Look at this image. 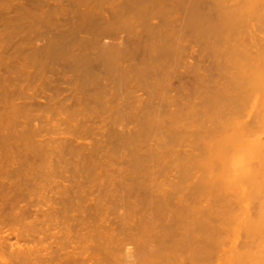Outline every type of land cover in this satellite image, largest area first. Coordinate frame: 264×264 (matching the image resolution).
<instances>
[{"label": "rangeland", "instance_id": "374dc122", "mask_svg": "<svg viewBox=\"0 0 264 264\" xmlns=\"http://www.w3.org/2000/svg\"><path fill=\"white\" fill-rule=\"evenodd\" d=\"M129 1L130 0H0V194L8 193V195L9 194L12 195L15 192V190H17L19 191V193H22L23 195H25V199H22V200H26V195L29 194L27 196L29 203H30L29 199H32V204H34V202L37 201L38 198H42L45 196L48 197L49 200L50 198L54 197L52 201L53 203H55L53 204L52 201L48 202L47 199H45V202H44L41 199L39 201V204H41V202H44L46 204V200H47V203H50V202L52 203V205H50L51 204L50 203L48 204V206L47 204L46 206H44L45 204L43 203L44 204V205L42 204L43 206L40 205L41 207H43L41 209L38 202L37 204L35 202L36 206L38 205L40 208V209L38 208L37 211L41 210L37 212L36 214L33 212V211H36L35 209L36 206H33L32 204H27L26 203L27 200L25 202H21L22 204L26 203V206L27 205L31 206L30 207L31 214L30 213L26 214V216L29 215V217L27 216V218L25 219L23 218L25 217V215L21 214V218H23V220L20 223L18 222L19 227L17 226L15 232L13 233L10 231L12 227L9 229V226H8L9 224L7 223V220H9V223L12 224L11 226H15L14 223H16L17 221L14 222V219L12 220V217L15 214H12V215L10 214L11 212H10L9 207H7L8 205L3 207V208L7 207L5 208V210L2 208L4 212L3 210L0 209V214L2 215V217L3 216L6 217L5 219L7 220L5 222L8 224L7 225L8 230L6 231H10L13 234V235L11 234V236L14 241L16 239V242L18 241L19 245H22L26 248L27 247L30 248L31 246L34 247L36 249L35 250L33 248L35 253L38 251V252H41L40 253L41 255L42 253L44 255V253H46L47 251H48V254L49 253L52 254L54 252L55 255L54 254L53 255L58 257V261L55 257L56 260L54 261L52 260L53 264L54 263L61 264L60 262L63 263L65 262L67 258L70 257L71 259L72 256H74V258L72 257L73 259L77 257L78 260H79V257L81 259L83 256V258L87 259V261L89 257H91L92 261L89 260V262L91 261V264L94 260L96 259L98 260L99 258L100 260L102 258L101 264H125V261L122 262V260L120 259H116V261H111V262L108 261L107 256L103 254L104 252L102 251L101 253L100 249L98 248H99V245H103L104 242L107 240V238L104 237V234L105 235L107 234L108 236L109 233H115V234H118V237L120 239L124 240L126 225L129 223L138 222V219H139L138 214L132 215V218L129 219L127 218L128 214L126 212L121 213L119 211L120 209H118V207L121 206L120 208H123L122 206H124L122 203V200L125 204V210L127 209L126 205L128 203H125L124 199L121 198L120 199L121 201H119L121 202L122 205L118 203L117 200L119 196L122 197V195H120L119 193L126 191L124 190V188L127 189L128 187L131 186L130 183H131L132 175H135L137 179L138 177L139 178L146 177V179L150 177L149 181L151 185V188L149 189V191L148 189H146V186L143 187L141 185L139 187V185L144 181L140 179L137 180L135 177L132 176V178H135V180L139 182V185H136L138 186L137 189L136 188L134 189L137 192L139 191V193H136L134 195L135 200H136L137 195H138L137 200L139 201V197L141 199V201L139 202L145 203L147 200H149V198L147 199L146 197L147 194L145 195V192L148 193L147 196H151L152 198H158V200L161 194L165 195L168 199H170L169 201L167 200L168 201L167 205L169 208H165L167 207L165 206L164 207L165 209H161L162 211L149 209L153 213L151 214L148 213L150 214L148 221H147L148 224L144 228L147 229L150 226H152V224H154V227H155L154 231H156V233L159 234V237L161 233L162 234L164 233V236H165L169 232V229H170L169 224L171 223V221L169 223V220H171L170 218L173 219L176 212L181 210L179 206H182L181 205L182 201L184 200L187 201V199L193 196L191 198L192 201L189 202L188 200L186 203L190 204L191 202H193V206L196 205V199H193L194 194L196 193H198V198L196 197L198 199L197 200L198 208L196 209V206H195V209L198 210L197 212L201 211L203 213L204 209L210 205L209 208H206L207 211L209 210V212H211V209H214L213 211L215 212V210L218 209L219 211L218 213L219 214L222 213L221 214L222 219L225 213L226 215L227 214L230 215L232 212L238 213L242 215V217L243 216L245 217L244 214L246 213L244 212L247 211V214H248L249 209L245 204V202L247 201L246 200L247 198L246 199L244 198L247 195L250 196V194L252 197L254 196L253 193L249 192V190L252 191L256 189V187L254 186L253 187L255 189H252L253 187L250 188L251 187L250 185L252 184L256 185V184L255 183L250 184L252 181L250 182L249 179H251V177L250 175L248 176L249 173L247 171L249 169H250L249 171H251L252 164L249 163V157L248 158L246 157L247 160L245 159V161L238 160L237 162L236 161L237 156L240 157V159L242 160L241 158L242 155H239L237 153L238 155L234 156L236 155V152L238 151L240 152L241 150H244V149L246 150L247 146L245 145V142L250 140V143H253V145L257 147L259 146V142L261 141L260 135H261L262 128L260 129L258 126H260L259 124H261L262 122V112L264 113V110H263L264 108L262 107L264 106V104L262 103V101L264 102V98L260 99L261 103L259 102V99L257 98L258 97L260 98V96L261 97L264 96L263 94L264 86H262L263 96L262 95L259 96V93L257 90H256L257 92L255 91L256 94H254L253 89L255 87H253V83L255 84L257 79L254 81L252 78H254L255 76L259 78L262 75L260 77L262 79L264 77L263 76L264 69L260 67L257 68L256 64H252L253 65L252 68L254 67V70L259 69L258 72L256 71L258 75L257 74L255 76L253 75V77L249 76L251 75L249 74L251 72L249 70L251 68V67L249 68V65L251 63L256 62L254 61V59L250 61L252 59V57H250V55L252 56V54L250 53L254 51L256 48L254 45L251 44L252 43L251 41L252 37L250 38L251 35L249 33L247 34V32L244 33L243 35L244 37L246 35H249V37L246 36L243 42H242L243 38H241L242 40L240 39L237 40L238 37L233 38L234 40L236 39V41H238L239 43L241 41V43L240 44L238 43V45H236L237 44L236 41H234L231 38L229 40L234 41L235 42L234 45H231V42L229 40H226L227 42L230 43V44L228 43L229 45L231 46L236 45L237 50L238 49L240 50L239 53L243 52V50H241L240 47H237V46H240L242 44L241 46L244 47L243 44L245 42L248 44L245 46H249V44L251 45V47L249 46L251 49H249L248 47L246 48V51L248 52V50H250V52L249 53L245 52L246 54H248L246 56H248L250 60L245 58V55H243V60L241 61L239 60L238 57L234 58V56L236 55L232 54L233 49L231 48V46L229 47L228 44H227V47L230 49V51L232 49L231 51L232 56L231 57L230 55L227 56L226 54L227 52L224 54V51H227V50L225 49L222 50L223 48H226V47H224L225 44L223 45L221 43L223 42L225 43L226 38H223L224 40L221 38L222 41L220 39L215 38L216 41H218V42H215L213 41L214 39L213 36H211L212 38H210V36L207 37V34L204 32L202 33L196 32L197 34H195L194 31H192L193 32V35H192L191 33H189V31L187 32L188 29H186L184 30L186 31V33L182 34L185 36V38H182L181 41L182 40L183 41L180 42V43H183L182 45L184 47L183 54H181L182 52L180 53L183 56L178 57L182 60L179 61L177 59V61H179L180 64L176 63L177 65L173 68L171 67L169 68L167 66L168 67V69L166 68L167 70L163 68L164 72L161 71L163 69L160 70L162 65H160V68L158 65H155V67L152 66L150 68L151 74L153 73L152 68H154V70L158 69L160 71L157 74H156L157 71L154 72L155 74L153 75H150V73L148 72L147 74H149L150 76L146 74L148 76L146 77V75H142V73H144L145 71L142 72L141 69L143 67V69L145 70L148 67H150L149 64L147 63H150V60L154 59L152 58V56L153 54H156V53H153V50L149 47V43L151 44V41H152V40L151 41L147 40V39H151L149 36L146 38L145 36L147 35L143 34V37L141 38V37H138L136 34H133V31H132L134 38L137 37L138 40L140 39V41H142V39H144L145 37L146 39L145 41L149 43L147 45V42H145L146 44L145 45L144 43L142 44L141 42L140 44H142V46H144L145 49L141 46V48L140 47L139 49L137 48L138 49L137 53L135 49L136 47H134L136 45L133 44L134 53H136V55H139L142 52L143 53L139 56H136L135 54L132 53L133 58L130 57L131 60L130 58L125 59L128 63L125 60L124 62L121 61V63L123 62L122 65L126 66V65H129L130 63L135 64L134 62L136 61H138L139 63V60H140L139 58H142L141 60L143 61L148 60V62L141 61L144 63L143 65L139 63L141 66V69L139 68L136 70L135 67H132L130 69L135 68V70L134 71L131 70V72L128 73L130 70L129 69L127 72V75L130 76V78L128 77V79L130 80L135 79V81L139 82V83L137 82L135 83L133 80H131L133 83H135L134 86H136L137 84L138 89H139V90H136L135 92V89L130 87L133 90L131 89L129 90L132 93L135 92V94L133 93L134 95H138V96H135V98H131L133 94L128 90L129 85L126 83V82L129 83L130 80L119 82V80L122 79V78L119 79L120 76L122 77L121 75L122 70H120L121 68L118 69L113 66L111 67L107 66L105 64L108 55L104 53V47L105 45L108 44L106 41L109 42V39L111 37H109L108 35V38H109L108 39L105 37V35H103V32L101 31L103 27L102 21H104L106 18L109 19L111 22H116L117 18L118 19H128V18L131 19L132 18L137 24L138 31L142 30L141 28L144 27L145 24L151 25V27L155 30L154 32L155 38L157 40L164 41L165 36H169V33L173 31L174 28L181 27L179 20L183 21L185 13L187 14L189 11L185 12L183 10L185 9V7H183L182 9L178 5L177 6L175 5L176 8L173 5L174 6L173 8L171 5L172 3H169L170 4L169 5L166 0H159V1L162 2L163 4H164V1H166L165 3H167L168 5L160 4V2L157 0L159 4L157 3L158 5L155 4L157 6H152L151 1L153 0L151 1L149 0L148 4L150 2V5L153 7V9L151 8L152 11L150 12L149 16L146 19H143L135 11L134 2L132 1L131 3H129ZM171 1H176V0H171ZM179 1L181 2V0ZM179 1L177 3H179ZM205 1H201L204 3H200L199 1L200 9L203 12L209 11L207 9H209L208 7L212 5L211 3L212 0L210 1L208 0L206 3ZM189 2H195V1L189 0ZM208 2H209V5L207 6ZM185 3L181 2L182 5L184 4L186 6ZM203 5L205 7H203ZM187 6H186V9H188ZM209 12L212 13V10H210ZM87 20L91 21L92 23H88ZM86 24L91 25V28L90 27L88 28L90 30L88 32L87 30H84L86 27ZM131 30H129L130 34L127 33L129 32L128 30L127 32L123 31L122 33L124 34L121 33L119 35V37L122 36L121 39L118 37V41L125 42V44L123 43V45L126 46L128 44L126 46L128 47V49L131 47L132 41H136L132 37ZM80 31L81 33H79ZM260 35H262V33ZM113 38L114 37H112L110 40L116 41ZM258 38L259 37H257L256 40ZM123 39H125V41ZM261 39L262 38L260 37L259 42H258L259 47L260 45H262L260 44ZM154 41H152L153 44H154ZM161 43L162 42H160V44ZM254 43L255 42H253V44ZM160 44H157V45L155 44V45L159 46ZM206 44L208 45L207 47H209L210 50L206 49V47L204 49V45L206 46ZM211 44L214 47H212ZM56 46H59L58 53L55 52L58 50ZM150 46L152 47V45ZM55 47L57 48V50L55 49ZM133 47H131L132 48L131 51H133ZM146 47L148 49H151L152 55H149L151 51L149 52L148 50H146ZM215 47H217L216 48L217 50L220 49L219 51L221 52H214L216 50V49L214 50ZM220 47L221 48L223 47V48L221 49ZM158 48L159 47H157L156 50ZM211 48H213V50ZM161 50H163V47L162 49L157 51V53L158 54L159 52L163 53ZM230 51L228 52V54L230 53ZM258 51L259 50H257V52ZM165 53L166 52L164 51L163 54ZM167 53L166 55H170ZM258 53L260 54V58H261V54L262 55L264 54L263 51L262 52L259 51ZM236 54H237V51H236ZM253 54L255 56L257 53L254 52ZM160 55L158 56L160 57ZM219 55L221 56V58L225 59V64L226 62H228L227 65L229 63L230 65L228 66L225 65L222 59L221 60L219 59L220 61L217 60L218 57L220 58ZM158 56L156 58V56L154 55L156 59L153 60V63L157 64V61L158 62L161 60L163 61V59L166 60L165 57L163 59L161 58L163 55L160 57V59H158L159 58ZM254 56L253 58L256 59V56L255 57ZM79 57L80 58L85 57L86 62H83L82 60H80ZM143 57L145 60L143 59ZM168 57L170 58V56H167V59ZM226 57L231 58V61H229V59L227 61ZM260 58H257L258 59L257 61H259ZM232 59H233V62L235 63L237 62L235 65L233 64ZM167 61H170V60L168 59ZM171 61L169 62L170 64L173 62ZM244 61L245 63H242ZM218 62L220 65L223 63L222 65H224V67L226 66L228 68L227 70L230 71V73L227 72L226 68H224L223 66H220V65L218 66L217 64ZM246 62L248 63V65ZM151 63H152V60H151ZM231 63L233 64V68L231 66ZM260 63H262L261 60H260ZM237 65L240 66V68L237 67ZM241 65H243L244 67L245 65L247 66L245 68H248V72L249 71L250 72L247 73L246 71L245 73L249 77L245 75L244 71H241L242 70L241 67H243ZM257 65L259 66V64ZM137 66L139 65L136 64V67ZM156 66H158V68H156ZM255 66H256V69H255ZM221 67H223L224 70ZM234 69L238 71L241 69L240 70L241 72H237V71L235 72ZM262 69H263L262 74H260L259 72ZM148 70L149 68L146 70V72ZM140 71L142 73H140ZM133 72H135V75H137L136 73L138 72L140 74L138 73V75L134 78L135 75ZM233 72H235L237 76L239 75L242 78L238 76L239 78L238 80L235 74L234 75L236 77L232 75ZM88 73L90 74L95 73L96 79L97 77H100L101 82L103 84L107 82L108 86H111L113 91L115 90L114 91L115 98L113 99V101L112 99L111 101H108V98H109L108 95L106 96V99L104 98L105 100L101 98V96L96 92L97 90H94L95 88L100 86V84L97 82L96 79H94L93 82H90L92 80L90 78L88 79V77H90L91 75H87ZM251 73L253 74L254 72L252 71ZM131 74L132 76L134 75L133 78ZM229 75H230V78L228 77ZM242 75L246 77H243ZM227 77L231 80L236 79V81L240 82V79H243V81L241 82V84L237 83L235 80L233 81V82H236L235 86H237V84H239L238 86H240V87H236L237 88L236 89L233 86L232 82L229 83V81L227 80ZM92 78H95V77H92ZM244 79H246L248 82L250 80V82L249 83L244 82L246 81ZM261 81H259V84H261ZM231 85L235 89H233ZM241 87L243 91L246 90L248 93L245 94L246 93L245 92L244 93L245 96H243L244 94H242V96L240 97L241 98L244 97V99H242L238 103V101L237 102L234 101L236 98L232 97L234 94V92L232 91L233 90L239 91L240 89L238 88H241ZM126 89L132 95L127 94L128 92H126ZM258 89H260L261 91L260 87ZM251 90H253L252 91L253 95L254 96L256 95L255 97H253ZM238 91H235V94H234L235 96L237 95L236 93H238ZM227 92H229L230 94ZM228 94H229V97L230 95H232L230 98H235L234 100L232 99L234 102L226 101L228 99L226 95ZM217 96L218 97L222 96L221 97L222 99L218 98L220 101L219 103L217 102L218 100L217 98L214 99V97H217ZM224 96H226L227 99ZM223 98H225L226 100H224ZM238 99L240 98L238 97ZM256 99L258 100V103H259L257 105H255V103L257 102ZM148 100L150 101L153 108L154 109L156 108L157 112H161V114L162 112H165V113L173 112L174 114L175 113L178 114V116L176 119L174 118L173 120L172 119L169 120V123H172L173 121L174 122L172 123V125H169L168 128L167 126H164L165 124L163 125L165 128H167V130L164 133H162L163 132L162 130H164L162 129L164 128L163 126H161L162 130L161 131L159 130L161 132L159 133L153 130L155 128V125H153L154 128L152 130L155 133L151 134V138L148 141H150V145L151 143H153L154 144L153 147L155 146V148L156 147L158 148V151L156 150V153L158 154L154 156L150 153L151 151L150 152L148 151L149 154H151V155L148 154L150 158L148 160L145 159V163L143 165L141 164L143 161L142 162L140 161L141 165L138 166L139 163H137V160L136 161L133 160L135 158L137 159L138 154L135 157L134 156L135 154H133V150H132V153H130V149L134 144L133 140L132 142H130L128 139L130 140L132 139L133 137L132 135L134 132L133 129H135V132L139 133L140 126L142 128L145 126V125L143 126L142 124L147 122L145 118H146V115L149 113H146V115H144V119L146 122L143 121V123L140 122L139 119H136V117H138L137 115H139V117L141 115L143 116V113L147 112V110L149 109V108L147 109L148 107L147 104H149L147 103ZM239 105H240V108L238 110L235 107L236 106L239 107ZM256 106H258L257 115H255L257 113ZM149 111H151V109ZM151 112L152 114H155V111L154 113L153 111ZM151 112H150V118L152 117ZM170 114L168 115L169 117L173 116L172 114L171 115ZM130 117H132L133 119L135 117V119L137 120V123H140V124L142 123L141 125L138 124L139 128L138 127L135 128L136 127L135 126L136 122L134 121L135 119L134 120L130 119ZM155 117H159V115ZM235 117L237 118L235 119ZM148 118L149 116L147 117V119ZM121 119H122V122H121L122 124L120 123ZM157 120L159 122L160 119L156 118L154 121H157ZM245 120L247 123H243ZM235 121L239 123L238 125H241L239 126V128L235 127L237 125ZM150 122H149V126H152L150 125ZM225 123L229 124L228 126L226 125V127H229V129L225 128V130H229V132L228 131L225 132V136H224L222 126H224L223 124ZM242 125L243 127L244 125H246L245 127L248 128L249 133H250L249 129L253 128L251 130L250 135L249 134L245 135V132H243L244 130L243 129L240 130ZM254 125L256 126L253 127ZM146 126H148V123H146ZM261 126H264V125L261 124ZM130 127L132 128L131 130H133V132L130 133L131 136L128 137L127 135L129 134L128 132L129 131L131 132V130H129ZM147 128L149 129V127ZM235 129H236V132H235ZM121 131H123V134L121 133ZM124 131H126L125 134L127 133L126 134L127 136L124 135ZM141 132H144V130H142ZM144 134L146 133L144 132ZM141 135L145 137L143 133L139 134V136ZM226 136L227 138H224ZM136 137L137 135L133 137L134 140ZM141 138H142V142H144L143 141L144 138L143 137ZM137 140L139 141V139L136 138L135 141ZM227 140H228V144H227ZM138 141H137L136 146L138 145ZM70 142L73 143L72 145H76L77 147L74 149V151L77 150V153H75L71 149L72 152H74L73 155L70 152V149H68L69 147L71 148V146H67V145H71ZM65 145L67 146V148L65 147ZM97 147H101V149L99 148L97 149V150H100V154L97 151L98 155H101L100 158H103L105 154L106 156L104 157L103 162H107V161L108 162L107 164L104 163V165L102 166L101 164L103 163L97 164V167H95L96 165H94V162L96 164V162L99 163L100 161H102V160H99V161L93 162L92 158L96 156L94 155V153L96 152H93L95 151L93 149H96ZM62 148L64 149L63 151L61 150ZM147 148H149V146H147ZM147 148L145 147V149ZM241 148H244V149H241ZM67 149L69 150L70 153L67 151ZM247 149H248L247 152L249 153L247 152L245 153L243 151H241V153L243 152L244 155L250 156L251 151H249L248 147ZM90 150L91 152H93V155H94L92 156V158L89 157L90 154L88 152H90ZM139 150L137 149L140 155L141 152H139ZM101 152H104V153H101ZM152 152L154 153L153 150ZM107 154L109 155L107 156ZM114 154H117V155H114ZM130 154H133L132 161L137 163L136 166L138 167L134 166V163L131 161L132 157L130 156ZM216 154H220V158L218 155H217L218 157H216ZM144 155L142 154L143 158H147L146 156L144 157ZM114 156H117V157L113 158ZM232 156L236 158L233 157L234 158L233 159L231 158ZM88 157L91 159H89ZM111 157L113 159H109ZM105 158H107V160ZM140 158H142L141 155L139 159ZM243 158H245V156ZM232 159L235 161H231ZM140 160H143V159H140ZM255 160H258V158H256ZM229 162H232L233 164L236 163V165L235 164L233 165L235 167L232 166L231 168V165H230L231 163L229 164ZM228 165H230L229 168H228ZM12 168H16V169L12 170ZM119 168H121L120 171H119ZM241 168L244 170H242ZM231 169H233L235 173L231 172L232 171ZM111 171H114V174H115V177H114L113 176L114 174L112 173L113 181L112 179H110L111 175L109 176ZM186 172H187V175H186ZM99 174H101V176H99ZM235 175H239V176H235ZM246 175L248 178L249 177L250 178L248 179ZM6 176H8L9 178ZM243 176L246 178L243 179ZM26 177L28 178V180ZM122 177L125 180H123L121 183L120 179H122ZM240 177H242L241 181H243L244 183L243 182L240 183L241 182L239 179ZM114 178L116 180H114ZM257 178L258 177H254V180H256ZM233 179L235 180V182H233ZM237 179H239L237 181L239 183L238 186L241 187L240 193H238L240 195V199L238 198L239 200L237 199V201L235 200V202L231 200L232 204L230 202V205H227V207L229 206L228 210L227 211L225 209L223 210V208L226 207L224 205L226 201L224 202L222 200L223 197L221 195H224L228 198L232 197L233 186L235 185V183H237L236 182ZM40 180H42V183H44L43 187L41 188L40 186L36 185L37 184L36 182H34V181H40ZM108 181H112L113 184L112 182L110 183ZM124 181H125L124 183L125 185L123 184ZM126 182L127 183L130 182L128 184L130 186L127 187ZM138 182H136V184ZM120 184L123 185V188ZM8 185H11V186H8ZM119 185L121 186L120 188L117 187ZM133 185L135 186V184ZM133 185H132V190H133ZM108 186H112L113 189L115 190L114 191L115 193L118 192L116 188L121 190V191L119 190L120 191L118 193L119 196L116 193L118 198L115 197L113 192L111 193V195L112 194L114 195L113 199L114 198L117 199L116 201L118 203L117 204L118 206L116 204L115 205L117 207L118 212L114 210L115 205L113 204L114 202L113 199L111 200L113 201L111 205L106 206L107 212L105 211L106 210L105 206H103L102 204L104 203L103 196L105 195H101V194L103 192L105 193L106 191L108 192V193L106 192L108 195L110 194L109 188L111 187L107 189ZM103 188L106 191L101 190L102 192L100 193L99 192L100 189H103ZM217 188L220 191L219 197L220 196L222 197V198L220 197L221 198L220 200L217 199L218 192H219ZM234 188L239 189L237 187H234ZM259 188L256 189V191H258ZM261 188L263 187L261 186ZM128 190H131V187ZM128 190L126 191L127 193L126 192L123 193V194L125 193L127 194L125 195L126 197L124 195L123 196L126 199L127 196L129 195L128 196L129 198L127 200H130L131 199L130 197L133 194L130 195L131 191H128ZM235 191L237 192V190ZM97 192H99L100 195L102 196L101 200L99 196L97 197L96 195ZM132 193H135V192H132ZM39 194L42 197H40ZM67 196H70L69 199L70 198L71 199L70 200L68 198L66 199ZM249 196H248V200H251V197ZM263 197L261 199H263ZM111 198L107 199V203H110ZM98 199L100 201L103 200L102 203L100 202L102 204L101 207H100L101 204H98L99 203ZM258 199H259V196H258ZM65 200H69L68 202L71 201L72 204H70L71 206L70 208L66 206V203H64ZM96 200L98 203L96 202ZM138 201H136V203ZM219 201L221 204H219ZM261 201L264 202V200H261ZM254 202L252 203L249 202L250 205L248 204V206H251L249 207L251 208V212L250 211L249 212L253 216L257 214L256 213L257 210L255 209H258L259 206L261 205L260 201H258V203L257 202L254 203ZM146 203L148 204V202ZM183 203L185 204V202ZM212 204L215 206H213ZM226 204H229V201L228 203L226 202ZM79 205L81 206V208ZM191 205L192 204H190L188 208L191 207L194 210V208ZM111 206L114 207L113 210ZM134 206L137 207V210L141 209V208H138V206L136 205ZM142 206L145 207L144 204L140 205L139 207H142ZM185 206L187 207V205ZM28 207L29 206H27L26 208L24 206L26 210L28 209ZM102 207H104L103 209H105L104 212L100 211ZM24 208L22 207L21 209L23 210ZM109 208L111 211L109 210ZM21 209H17V210H21ZM219 209H222V211ZM50 210L52 211L53 214H55L54 216L52 215V219H48L49 217H51L50 213L49 214L43 213V211L50 212ZM123 210L121 211L123 212ZM194 212L196 211L194 210ZM201 212L199 213V215L201 214V216H203L204 214L202 215ZM204 212H206V210ZM21 213H24V212H21ZM195 214L193 213L192 214L193 216H190V218L192 217V218H195L194 220H197L196 217H198L199 215L196 214L197 215L196 216ZM16 215H19L18 211H16ZM38 215L41 218L40 217L38 218ZM207 215L208 216H205V215L204 216L207 218L209 217V214ZM226 215L225 217H228ZM252 215L250 216L251 218H252ZM247 216L249 217V214ZM203 217L201 219L205 220V218ZM212 217L214 216L212 215ZM242 217L240 216V218ZM151 219H153V221H151ZM198 219L201 220L200 218ZM256 219L254 218V222ZM55 220L58 222L56 223ZM225 220H227L226 221L227 223H225L227 224V226L224 225L222 228L223 230L221 229L220 230L221 232H218V235H217L219 236V234H222L219 237L221 238L219 239L220 241L219 243L221 245L219 244L218 246V250L220 251L218 252L217 250L218 253L221 254L222 252V254L220 255L217 253L218 255L216 256H218V259H216L215 255L212 258H209L207 260H205L204 258L202 260L204 264H216L217 263L216 261H218L217 264H234L233 260L232 262L231 261L229 262V260L233 258L232 255L234 252L232 251L233 249L232 247H234V243H237L238 248L239 247L244 248L243 245H245L244 242L246 240L245 232L241 230L239 236L236 238V235L234 236L235 231L233 230L235 229L233 228L235 222L233 223L231 221V218L225 219ZM243 220L241 221L244 223ZM235 221L237 223V219ZM241 221L238 222L239 228H240V225L242 226V224H240ZM142 223L143 222H141V224ZM172 224L173 223H171V225ZM237 227L238 226H236V228ZM5 229L6 228H4V230ZM150 232L152 233V231ZM165 232L167 233L165 234ZM24 233H26L27 235ZM162 236L163 235H161V237ZM234 238H235V241H234ZM166 239H167V236H166ZM169 239H170V236L168 240ZM170 240L169 242L172 243L173 241H170ZM164 241L167 242L166 240ZM58 242L59 244L57 245L56 243ZM160 242L161 241H159V244ZM165 242H163V237H162L163 247L165 244L168 246L167 244L168 242L167 243ZM222 243L224 244V246H222ZM62 244L64 248L61 246ZM159 244H158V247L160 248L161 244L160 245ZM59 246H61L62 248ZM87 246L89 249L87 248ZM225 246L226 248H224ZM229 246L231 247V249L229 248ZM59 248H61L62 250H59ZM33 249L31 252H34ZM72 250L74 251L72 252ZM88 250L90 252H88ZM169 250H171L170 247H169ZM169 250L167 253L170 255ZM240 250H243V249H240ZM65 251L66 252L69 251L68 256L66 255ZM163 251L164 252L162 254L164 257L162 256L160 252L159 254H161V256L164 259H166V261H164V264H166L168 256H166L165 258L166 252L165 250ZM31 252H30V255L32 256ZM228 252H229L230 257L226 256L228 255L227 254ZM48 254H45V255H48ZM39 255L38 257L41 258L40 257L41 255L40 256ZM31 256L30 258L33 257ZM48 256H51V255H48ZM118 256L119 254L116 256V258H118ZM161 256H159L158 254H153L149 260L152 262V264L157 263L159 261H161V264H162L163 258ZM34 257L30 259V262L31 260L32 262L34 261V259L36 258ZM38 257L37 259L39 260ZM171 257H172V253H171ZM12 258H13V255L10 249L4 246H0V264H7V263L10 264L11 262H13ZM50 258L54 259V257H49V260H51ZM122 259L124 260V258ZM41 260H39V262L35 261L34 264H39V263L41 264ZM81 260H79L78 261L79 263L77 264H81L80 263ZM72 261L73 263L75 262V260H72ZM70 262L68 264H70ZM86 262H84V264ZM202 262L200 260L199 263L202 264ZM42 263H44V261H42ZM47 263L49 264L48 261ZM94 263L95 261L93 262V264ZM27 264H30V263H27ZM144 264H147V263H144ZM168 264H170V260Z\"/></svg>", "mask_w": 264, "mask_h": 264}, {"label": "bare ground", "instance_id": "6f19581e", "mask_svg": "<svg viewBox=\"0 0 264 264\" xmlns=\"http://www.w3.org/2000/svg\"><path fill=\"white\" fill-rule=\"evenodd\" d=\"M134 2V5H135V7H134V9H135V11L137 12V14L140 16V17H142L143 19H146L148 16H149V14H150V12L152 11L151 10V8L153 9V7L152 6H157L159 3L157 2V0H153V1H151L152 3H151V5H150V2H149V4H148V1L149 0H139V1H137V0H130L129 1V3H131V2ZM155 1H156V3H155ZM159 1V0H158ZM167 2H168V4L169 3H172L171 5H172V7L174 8V6L176 5H178L180 8H182L183 9V7H185V9H183L185 12L186 11H189L190 12V14H189V12L187 13V14H189V15H187L186 13H185V16H184V18H183V21H181V20H179V23H180V28H174V30L173 31H171L170 33H169V36H165V39H164V41H161V40H157L156 38H155V30L151 27V25H147V24H145V26L144 27H142L141 29L142 30H137V24H136V22L131 18V19H118L117 18V21L116 22H111L109 19H105L104 21H102V25H103V27H102V32H103V35H105V37L106 38H108V35H109V37H114L113 39H115L116 41H112V40H110L109 38V42L108 41H106V39H105V41L108 43L107 45H105V47H104V53L106 54V55H108V57H107V60H106V65L107 66H113V67H115V68H118V69H120V70H122V77L120 76V78L119 79H123V81H122V79L121 80H119V82H124V81H126V80H130V79H128V77L130 78V76H128L127 75V72H128V70L130 69V68H132V67H135L136 68V70L137 69H141V66H140V64L141 65H143L144 63L143 62H148V60L147 61H143V60H141L142 58H139L140 60H139V63H138V61H136V62H134L135 64H133V63H130L129 65H126V66H124V65H122V63L124 62V60L125 59H129L130 57H132V53L133 54H135L136 55V53H137V50L139 49V47L141 48V46H142V44L144 43L145 44V42H147V41H145L146 39H145V37L147 38L148 36L151 38V39H147V40H149V41H154V44L152 43V41H151V44L149 43V42H147V45H148V43H149V47L153 50V53H156V54H153V56H152V58H154V59H156L157 58V56L158 55H160V53L161 52H159V54L157 53V51H159L160 49H162V47H163V50L167 53V54H170V55H166V53L165 54H163L164 53V51L163 50H161L163 53H161V55H160V57L163 59L164 57L166 58V60L165 59H163V63L161 62V61H157L158 59H160V57L157 59V60H155V61H157V64L156 63H153V60L154 59H151L152 60V63H151V60H150V63H147V64H149V66L150 67H148L149 68V70L146 72V70L148 69H143V67H142V69H141V71L143 72V71H145L144 73H142L141 71H140V73H142V75H146L148 72L150 73V75H153V74H155L154 72H156V74L161 70V69H165V70H167L168 69V67L170 68H173V67H175L177 64L176 63H179V61L180 60H182V59H180V58H178L179 56H183V55H181V54H183V52H184V47H183V43H180V42H182L181 41V39L182 38H185V36L184 35H182L183 33H186V31H184V30H186V29H188L187 30V32L189 31V33H191L192 35H193V32L192 31H194L195 32V34H197L196 32H204V33H206L207 34V37H209L210 36V38H212L211 36H213V41H215V42H218V41H216V39H220L221 40V38L223 39V38H226L225 39V41L226 40H229L230 38L231 39H233V38H237V40L238 39H240V40H242L241 38H243V40H242V42L245 40V37L246 36H248L249 37V35H246L245 37L243 36L244 35V33H246L247 32V34L249 33L251 36H250V38H251V41H252V45H254L256 48H255V50L254 51H252L253 53L255 52V53H257L255 56H256V59L255 58H253V56H254V54L251 52L250 54H252V56L250 55V57H252V59L250 60V58L248 57V56H246V55H248V54H246L245 52H247L246 51V48L248 47L249 49H251L250 47H251V45L249 44V46H245V45H248L246 42L243 44L244 45V47H242L241 45L240 46H237V47H240V49L241 50H243V52H240L239 53V49L237 50V48H236V45H238V41H236V39L234 40V41H236V45L235 46H231V45H234V41H230L231 42V45H229L230 43L229 42H223V43H221V44H225L224 45V47H226V48H221L222 50H227V51H224V54L226 53L227 54V56L228 55H230V57L232 56L231 55V51H232V49H233V53L232 54H235L236 56H234V58L235 57H238L239 58V60H243V55H245V58H247V59H249L250 61H252L253 59H254V61H256V62H258V63H256V62H254V63H251L250 64V62H249V70L252 72H254L253 74L250 72H248V68H245V67H247L246 65H245V67L243 66V65H241V66H243L244 67V69H243V67H241L242 68V70L241 71H244V73L247 71V73H249V74H251V75H249L250 77H253V75L255 76L256 74L258 75V70L256 69V66H257V68H263L264 69V54L262 55L261 54V58H260V54L258 53L259 51H263L264 52V0H212V5H210V7H208L209 9H207V10H212V13L211 12H209V11H207V12H203L201 9H200V6H199V1H200V3H204V2H201V1H205V0H193V1H195V2H189V0L187 1H185V0H181V2L182 3H185V2H187V3H185L186 4V6H187V8L188 9H186V6L183 4H181V2L179 1V0H176V1H171V0H166ZM166 1H164V4H166V5H168L167 3H165ZM170 1V2H169ZM179 1V3H177ZM185 1V2H184ZM191 1V0H190ZM208 1V0H207ZM207 1H205V3L207 2ZM210 1V0H209ZM153 2H154V4H153ZM160 2V1H159ZM173 2H175V3H173ZM158 3V4H157ZM190 3V4H189ZM148 4V5H147ZM155 4H157V5H155ZM160 4H163L162 2H160ZM163 4V5H164ZM214 4V5H213ZM165 5V6H166ZM170 5V4H169ZM174 5V6H173ZM182 5V6H181ZM209 5V2H208V4H207V6ZM176 6H175V8H176ZM148 7H150V8H148ZM203 7H205L204 5H203ZM178 8V7H177ZM201 10V11H200ZM205 10V9H204ZM212 14H214V15H212ZM87 22L88 23H92L91 21H89V20H87ZM88 26V27H87ZM91 28V25L90 24H86V27H85V29L84 30H87V32L88 31H90L88 28ZM131 29H133V30H131ZM83 30V29H82ZM127 30L129 31V30H131V34H132V31H133V34H136L138 37H143V34H146L147 36H145L144 37V39H142V41H140V39L138 40V38L136 39V38H134V35L132 34V37L136 40V41H132V43H131V47H133V44H135L136 46H134V47H136L135 49H136V53H134V47H133V51H131L132 50V48L130 47L129 49H128V47H126L125 45H123V43L125 44V42H120V41H118V37H119V35L123 32V31H126L127 32ZM82 32H84V31H82ZM86 32V31H85ZM262 33V35H260L261 33ZM79 33H81V31L79 32ZM127 33H129L130 34V31L129 32H127ZM89 34H90V32H89ZM122 34H124V33H122ZM126 34V33H125ZM194 34V35H195ZM201 35V34H200ZM84 36H85V34H84ZM124 36V35H123ZM153 36V37H152ZM197 36V35H196ZM202 36V35H201ZM131 37V38H132ZM200 37V36H199ZM203 37V36H202ZM257 37H259L257 40H256V38ZM260 37L262 38L261 39V41H260V44H262V45H260V47H259V39H260ZM120 39L122 38V36H120L119 37ZM129 38V37H128ZM153 38V39H152ZM201 38V37H200ZM216 38V39H215ZM134 39H132V40H134ZM202 39V38H201ZM255 39V40H254ZM124 41H125V39H123ZM127 40V39H126ZM130 40V39H129ZM224 40V39H223ZM239 40V41H240ZM254 40V41H253ZM222 41V40H221ZM257 41V42H256ZM263 41V42H262ZM129 42V41H128ZM127 42V43H128ZM142 42V44H140ZM155 42H157V43H155ZM160 42H162L161 44H160ZM203 42V41H202ZM208 42V41H207ZM206 42V43H207ZM253 42H255L254 44H253ZM139 43V44H138ZM229 43V44H228ZM233 43V44H232ZM240 43H241V41H240ZM239 43V44H240ZM258 45H257V44ZM157 44H160L159 46H156ZM182 45V47H181V45ZM220 44V45H221ZM227 44H228V46L230 47L231 46V51H230V49L227 47ZM146 45V44H145ZM150 45H152V47L150 46ZM212 45V44H211ZM217 45H219V44H217ZM217 45H215V46H217ZM154 46H156V47H154ZM208 45L206 44V46L204 45V49H205V47H206V49H209V47H207ZM57 48L59 47V46H56ZM55 47V49L57 50V48ZM144 49H145V47L144 46H142ZM157 47H159L157 50H156V48ZM212 47H214L213 45H212ZM253 47V46H252ZM263 47V48H262ZM138 48V49H137ZM154 48V49H153ZM217 47H215L214 48V50L216 49ZM219 48V47H218ZM229 49V51H230V53L228 54V49ZM258 48V49H257ZM260 48V49H259ZM151 49H148L147 47H146V50H148L149 52L151 51ZM212 50H213V48H211ZM261 49H263V50H261ZM210 50V49H209ZM220 50V49H219ZM219 50H215L214 52H221V51H219ZM257 50H259L258 52H257ZM236 51H237V54L239 55V56H241V57H239L237 54H236ZM56 53H58L59 52V48H58V50L57 51H55ZM182 52V53H181ZM223 52V51H222ZM235 52V53H234ZM250 52V50H248V52L247 53H249ZM143 53V52H142ZM142 53H140L139 55H141ZM152 53V51L150 52V54L149 55H152L151 54ZM181 53V54H180ZM258 54H259V56H258ZM139 55H136V56H139ZM154 55L156 56V58L154 57ZM165 55V56H164ZM172 55V56H171ZM214 55H216V54H214ZM167 56H170V58H172V59H170L169 57H168V59L173 63H169L170 61H167L168 59H167ZM174 56V57H173ZM220 56V55H219ZM223 56V55H222ZM254 56V57H255ZM148 57V56H147ZM217 57V56H216ZM80 58V57H79ZM133 58V57H132ZM137 58V57H136ZM149 58H151V57H149ZM183 58V57H182ZM225 58V57H224ZM240 58H242V59H240ZM257 58H260L259 59V61H257L258 59ZM263 58V59H262ZM143 59H144V57H143ZM175 59V60H174ZM177 59L179 60V61H177ZM223 60L224 61V64H225V59H223V58H221V56H220V58L218 57L217 58V60ZM226 59H227V61H228V59H229V61H231V58H227L226 57ZM237 59V58H236ZM80 60H82L83 62H86V60H85V57H81L80 58ZM130 60H131V58H130ZM145 60V59H144ZM219 60V61H220ZM245 60V59H244ZM260 60H261V62L262 63H260ZM263 60V61H262ZM121 61H123L122 63H121ZM126 61V60H125ZM134 61V60H133ZM141 61H143V62H141ZM222 61V62H223ZM238 61V60H237ZM240 61V62H241ZM246 61V60H245ZM245 61L244 62H242V63H245ZM248 61V60H247ZM127 62V61H126ZM175 62V63H174ZM221 62V63H222ZM232 62H233V59H232ZM240 62H239V64H240ZM128 63V62H127ZM159 63V64H158ZM227 63L228 62H226V64L225 65H227ZM237 63V62H236ZM235 62H233V64L235 65L236 64ZM247 63V62H246ZM136 64H138L139 66H137L136 67ZM147 64H145V65H147ZM167 64V65H166ZM180 64V63H179ZM218 64V66L220 65L219 64V62L217 63ZM223 64V63H222ZM220 65V66H223L224 67V65ZM233 64L231 63V66H232V68H233ZM238 64V65H239ZM252 64H256V66H255V69L256 70H254V67L252 68ZM257 64H259V66L257 65ZM155 65H158L159 66V68H160V65H162L161 66V68H160V70H158V69H156V70H154V68H152L153 70V73L151 74V71H150V68L152 67V66H154L155 67ZM228 65H230V63L228 64ZM227 65V66H228ZM237 65V67H239L240 68V66H238ZM247 65H248V63H247ZM263 65V66H262ZM121 66V67H120ZM158 66H156V68H158ZM164 66V67H163ZM168 66V67H167ZM123 67V68H122ZM147 67V66H146ZM145 67V68H146ZM223 67H221V68H223ZM135 68H133V69H130L129 70V72L128 73H130L131 72V70L132 71H134L135 70ZM167 68V69H166ZM220 68V69H221ZM224 68H226V71L227 72H229L230 73V71H228L227 69V67L225 66ZM224 68H223V70H224ZM236 68V67H235ZM164 69L163 70H161V71H163L164 72ZM230 69V68H229ZM253 69V70H252ZM263 69L262 70H260V74H262V71H263ZM231 70V69H230ZM233 70V69H232ZM235 70V72L237 71V72H241L240 70L238 71V70H236V69H234ZM139 71V70H138ZM257 71V72H256ZM88 72V71H87ZM136 72V71H135ZM135 72H133L134 73V75H135ZM235 72H233V76L234 77H236L237 76V74H235ZM139 73V72H138ZM138 73H136L137 75H138ZM139 73V74H140ZM243 73V72H242ZM236 76H235V75ZM241 74V73H240ZM87 75H91L90 77H88V79L90 78L92 81H90V82H93V80L94 79H96V75H95V73H93V74H90V73H88ZM130 75V74H129ZM133 75V76H134ZM137 75H135L134 76V78L137 76ZM148 76H150L149 74H147ZM146 75V77H148ZM245 75H246V73H245ZM131 76H132V74H131ZM133 76H132V78H133ZM226 76H227V74H226ZM239 76V75H238ZM238 76L236 77V78H238ZM243 77H246V76H248V75H246V76H244V75H242ZM248 76V77H249ZM262 76V75H261ZM260 76V77H261ZM264 76V75H263ZM92 77H95V78H92ZM140 77V76H139ZM229 78H230V75L228 76ZM227 77V80L229 81V83H233V86L236 88V87H240V86H238L239 84H241V82L243 81V79H240V82L239 81H236V79H234L237 83H239V84H237V86H235L236 85V82H233L234 80L232 79H229ZM239 77H241V76H239ZM257 78L256 76L254 77V78H252L254 81L256 80V82H255V84L253 83V87H255L253 90H251V92L253 91L254 92V94H256V92L258 91V93H259V96L260 95H262L263 96V94H262V92H263V90H262V86H264L263 85V83H264V77L261 79V78ZM233 78V77H232ZM242 78V77H241ZM88 79H87V81H88ZM99 79V80H98ZM248 79V78H247ZM262 81H261V80ZM97 82L100 84V86H98L97 88H95L94 90H97L96 92L101 96V98L103 99V100H105L106 99V96L108 95V101H111V99H112V101H113V99L115 98V93H114V91H113V89H112V87L111 86H108V83L107 82H105L104 84L101 82V78L100 77H97ZM131 80H133V79H131ZM129 81V83L128 82H126L128 85H129V88H128V90L129 89H131L130 87H132V88H134L135 89V92H136V90H139L138 89V86H137V84H136V86H134L135 85V83L137 82V81H135V79L133 80L135 83H133L132 81ZM238 80H239V78H238ZM244 80H246V79H244ZM253 81V82H254ZM259 81H261V84H259ZM133 84H132V83ZM244 82H248L247 80L246 81H244ZM249 82H250V80H249ZM248 82V83H249ZM125 83V84H126ZM137 83H139V82H137ZM235 83V84H234ZM132 86H131V85ZM246 84V83H245ZM259 84V85H258ZM92 86V85H91ZM232 86V85H231ZM232 86V87H233ZM242 86V85H241ZM248 86V85H247ZM246 86V87H247ZM137 87V88H136ZM233 87V89H235ZM250 87V86H249ZM257 87V88H256ZM261 88V91H260V89H258V88ZM244 88V87H243ZM237 89V88H236ZM238 89H240L239 91L238 90H235V91H238V93H236L237 95H238V97L240 98V99H238V97H237V95L235 96L234 94H235V91L233 90L232 92H234V94L233 93H231V94H233V96L232 95H230V97L232 96V97H235V98H230L229 97V92H227V93H229L228 95H226L227 96V98L229 99H227L226 98V96H224L225 98H223L224 100H226V101H230V102H237L238 101V103H239V101H241L242 99H244V97H240V96H242V94H244L245 92V94H247L248 92L246 91V90H244L243 91V89H242V87L241 88H238ZM242 89V90H241ZM246 89V88H245ZM131 90H133V89H131ZM257 90V91H256ZM130 91V90H129ZM256 91V92H255ZM261 92V94H260V92ZM126 92H128L127 91V89H126ZM131 92V91H130ZM130 92H128L127 94H131ZM135 92H133L134 94H135ZM242 92V93H241ZM253 92H252V95H253ZM132 93V94H133ZM240 93V94H239ZM131 94V95H132ZM132 95V97L131 98H135V96H138V95ZM245 94L243 95V96H245ZM256 96V95H255ZM254 95H253V97H255ZM222 97V96H221ZM221 97H214V99L215 98H219V99H222ZM105 98V99H104ZM257 98V97H256ZM261 98H264V96L263 97H261L260 96V98L258 97L257 99H259V102H260V99ZM219 99L217 100V102L219 103L220 101H219ZM234 101H233V100ZM256 99V100H257ZM117 102V101H116ZM216 102V103H217ZM147 103H149V104H147V112H144L143 113V116L141 115L140 117H139V115H137L138 117H136V119H139L140 120V122H142L143 123V121H145V119H146V123H148V126H146V123H141L144 127L142 128L141 126H140V128H139V126H138V124H140V123H137V120L135 119V117H134V119L132 118V117H130V119H133L135 122H136V127L135 128H139L141 131L142 130H144V132L146 133V134H144V132H141L140 130H139V133L138 132H135V129H133L134 130V132H133V130H131L132 128L130 127V129L129 130H131V132L129 131L128 133L129 134H127L128 135V137L129 136H131L130 135V133H132L133 132V137H135L136 135H137V139H139V141H138V145L136 146V144H137V141H135L136 140V138H135V140H134V138L132 137V139L130 140V139H128L130 142H132V140H133V146L131 147V149H130V153H132V150H133V154H135L134 156L136 157L137 156V154H138V156L140 157V155H141V157L142 158H140V159H143V160H140L139 159V157L137 156V159L135 158V159H133V157H132V155L133 154H130V156L132 157L131 158V161H132V159L134 160V161H136L137 160V163H139V165L138 166H140L141 164L143 165L144 163H145V159H149L150 158V156H148V154H149V152L152 154V155H154V156H156L158 153H156V150L158 151V148L156 147L155 148V146L153 147V143H151V145H150V141H148L150 138H151V134H154L155 132H159V133H161L160 131L162 130V129H164V130H162L163 132L162 133H164L166 130H167V128H168V126L169 125H172V123L174 122H172V123H169V120L170 119H176L177 118V116H178V114H174L173 112H169V113H165V112H162V114H161V112H157V110H156V108L154 109L153 108V106L151 105V103H150V101L148 100L147 101ZM238 103H236V104H238ZM261 103V102H260ZM262 103L264 104V102L262 101ZM112 104V103H111ZM115 104V103H114ZM113 104V105H114ZM235 104V105H236ZM257 104H259L258 103V100H257V102L255 103V105H257ZM116 105V104H115ZM151 106H152V108H151ZM259 106V105H258ZM258 106H256V111H257V109H258ZM235 107V106H234ZM263 108H264V106H262ZM117 108V107H116ZM118 108H119V106H118ZM235 108H237L238 110H239V108H240V105H239V107L238 106H236ZM151 109V111H153V113H154V111H155V114H152V112L151 111H149ZM152 109H154V110H152ZM238 110H236V111H238ZM264 110V109H263ZM149 111V112H148ZM150 112H151V116L153 117H151L150 118ZM146 113H149V114H147L146 115ZM172 114L173 116H171V117H169L168 115L169 114ZM256 113V112H255ZM159 115V117H155V116H158ZM170 114V115H171ZM258 114V111H257V113L255 114V115H257ZM144 115H146V118L144 119ZM164 115H165V117H164ZM149 116V118L147 119V117ZM160 116H161V118L163 119V121H162V119L160 118ZM122 117V116H121ZM124 117V116H123ZM127 117V116H126ZM141 117H143V118H141ZM169 117V118H168ZM156 118H158V119H160L159 120V122H158V120L157 121H154ZM164 118H165V120H164ZM237 117H235V119H236ZM141 119H143V120H141ZM152 119V120H151ZM124 120V119H123ZM139 120H138V122H139ZM148 120H150V121H148ZM125 121V120H124ZM161 121V122H160ZM255 121V120H254ZM118 122V121H117ZM122 122V119H121V121H120V123ZM134 122V123H135ZM149 122H150V125H152V126H149ZM156 122H158V123H156ZM164 122V123H163ZM236 123H237V121H235ZM264 113L262 112V122H261V124L262 125H264ZM156 123V124H155ZM232 123V122H231ZM233 123H234V121H233ZM243 123H247L246 122V120L243 122ZM260 123V122H259ZM122 124V123H121ZM129 124V123H128ZM127 124V125H128ZM140 124V125H141ZM160 124V125H159ZM165 124V125H164ZM239 123H237V125L235 126V127H237V128H239V126H241V125H238ZM261 124H259L260 126H261ZM153 125H155V128H154V126ZM167 126V128H165L164 126ZM220 125V124H219ZM218 125V126H219ZM224 126H222L223 127V132H224V136H225V132H229V130H225V128L226 129H229V127H226V125L228 126L229 124L228 123H225V124H223ZM232 125V124H231ZM234 125H235V123H234ZM252 125H253V123H252ZM124 126V125H123ZM126 126V125H125ZM161 126H163L164 128H162L161 129ZM246 125H244V127H243V125H242V127L240 128V130H244L243 132H245V135H250V133H251V130L253 129H249L250 130V133L248 132V128H246L245 127ZM256 125H254L253 127H255ZM258 126L260 129H261V135H260V137H261V141L259 142V146H254L253 145V143H250V140L249 141H247V142H245V145L249 148V151H251V154H250V156H246V155H244V153L243 152H247L248 151V149H247V147H246V150L244 149V148H241V149H244V150H241V151H243L242 153H241V151L239 152H236V155H234V156H237L238 154L239 155H242L241 156V158H242V160L240 159V157H238L237 156V158L236 157H234V156H232L231 158H236V161L238 162V160H240V161H245V159L247 160V158L249 157V163L250 164H252L251 165V168L253 169H251V171H247L249 174H248V176L250 175V177H251V179H249L248 177H247V175H246V177L250 180V184H252V183H255L256 185H250L251 187L250 188H252L253 186L254 187H256V189H258L259 187L261 188V186L263 187V188H261V190H260V188H259V190L258 191H256V189L253 187L252 189H255V190H252V191H250L249 190V192H251V193H253L254 194V196L252 197L251 196V194H250V196L249 195H247L244 199H246L247 201L245 202V204H246V206L248 207V214H249V217L247 216L248 214H247V211H245L244 213H246V214H244L245 215V217L247 218H245L244 216L242 217V215H240V214H238V213H231L230 215L229 214H227L226 215V213L223 215L224 217H223V219H222V217H221V211H222V209H219V210H221L220 211V213L221 214H219L218 212V209H216L215 210V212L213 211L214 209H211V212H209V210L207 211V209L206 208H209V206H207L205 209H204V211L206 210V212H204L203 210V213L201 212V211H199V212H197L198 210H196L197 208H198V193H196L197 194V196H196V194H194V198L193 199H196V209H195V206H193V202H191L190 204H192L191 206L194 208V210L196 211V212H194V210L192 209H190V208H188V206L190 205L189 203L187 204L186 202L189 200V202L190 201H192L191 200V198L193 197H190L189 199H187V201L186 200H184V201H182V206H179L180 207V209L181 210H179L178 212H176V214L174 215V217H173V219L172 218H170L171 220H169V223H170V221H171V223H173L172 225H171V223L169 224L170 225V229H169V232L167 233V232H165V234L167 233V235H165L164 236V233L162 234L161 233V235H163L162 237H163V242H165L164 240H166L167 242H165V243H167L168 244V246L165 244L164 245V243H163V245H164V247L162 246V237H161V235H160V237H159V234H157L156 233V231H154V224H152V226H150L149 228H147V229H145L144 227L148 224L147 223V221H148V218H149V215L151 214V213H153L152 211H150L149 209H153V210H160V211H162L161 209H165V208H169L168 207V205H167V203H168V201L170 200V199H168L165 195H162L161 194V196H160V198H161V200H160V198H159V200H158V198H152L151 196H147L148 195V193H146L145 191V195H146V197H147V199L149 198V200H147L146 202H148V204L145 202H139V201H141V199H140V197H139V201L137 200V198H138V195L136 196V200H135V194L136 193H139V191L137 192V191H135L134 189L136 188L137 189V187L138 186H136V185H139V182L138 181H136L135 180V178H136V176L135 175H132L133 177H135V178H132V176H131V183H133V184H135V186L133 185V184H131L130 182H126L127 183V187L128 186H130L131 187V190H128L130 187H128L127 189L126 188H124V190H128V191H131L130 192V195H132L130 198V200H127L129 197V195L127 196V198L125 199V195H127L126 193V191H123L122 193L120 192L121 190L120 189H118V188H116L117 189V191L118 192H116L117 194L119 193L120 195H122V197H120L119 196V194H118V196H119V198L117 197V194L114 192L115 190L113 189V187L112 186H108L107 187V189L109 188V187H111V188H109V192H110V197H109V195L107 194L108 192L106 191V190H104V188L103 189H100V193L102 192V191H106L104 194L102 193L101 195H105V196H103L104 197V203H105V201H106V205L104 204V203H102V201H100L101 199H102V196L100 195V193L99 192H97V197L99 196V198H100V200L98 199V201H99V203L97 202V200H96V202L98 203V204H103V206H105V209H106V206L108 205V206H110L111 205V203L113 202V204L115 205H117L118 203H120L121 204V202H119V201H121L120 199L122 198V199H124V201H125V203H128L127 205H126V210H125V204H124V202H123V200H122V203H123V205L124 206H122L123 208H120V207H118V209H120L119 211L121 212V213H124V212H126L127 214H128V217L127 218H129V219H131L132 218V215H134V214H138L139 215V219H138V222H139V227H140V230L141 231H143V233H145V242H146V248H145V257L143 258L144 260L143 261H145V263H149V264H152V262L149 260L150 259V257L153 255V254H158L159 256H161V254L164 252L163 250H165V258H166V256H168L167 257V263L166 264H168L169 263V260H170V264H198L199 262H200V260H201V262H202V260L205 258V260H207V259H209V258H212L214 255L216 256V255H218V254H220V253H218L220 250H218V246H219V239H221V238H219L220 237V235H222V234H219V236H217L218 235V232H221L220 230L223 228V226L224 225H226L227 226V224H225V223H227L226 221L227 220H225V219H230L231 218V221L234 223H236V219H237V223L239 222V221H241V220H243V218H244V223L241 221V223L240 224H242V226L240 225V228H239V223H238V225H237V223L235 224L234 223V227L233 228H235V229H233L235 232V234H234V236L236 235V238L239 236V234H240V232H241V230H243L244 232H245V237H246V240H245V242H244V244L245 245H243L244 246V248H238V246H237V243H234V247H232L233 249H232V251L234 252L233 253V255H232V259L231 260H229V262L231 261L232 262V260L234 261V264H264V202L263 201H261V200H264V126ZM147 127H149V129L147 128ZM160 127V128H159ZM124 128V127H123ZM126 128V127H125ZM151 128V129H150ZM154 128V129H153ZM156 128H158V129H156ZM220 128V127H219ZM218 128V129H219ZM247 130H246V129ZM146 129V130H145ZM155 130V132H153V130ZM157 130V131H156ZM160 130V131H159ZM247 131V132H246ZM125 132L126 131H124V135H126L125 134ZM143 133V135H145V137H146V139H145V137L144 136H139V134H141V133ZM148 132V133H147ZM235 132H236V129H235ZM121 133L123 134V131H121ZM135 133V134H134ZM148 134V135H147ZM230 134V133H229ZM228 134V135H229ZM126 135V136H127ZM236 135V134H235ZM127 137V138H128ZM141 137H143L144 138V142H142V138ZM126 138V137H125ZM224 138H227V136L226 137H224ZM146 140V141H145ZM141 141V142H140ZM226 141V140H225ZM140 142V143H139ZM143 143V144H142ZM149 143V144H148ZM70 144L71 145H67V146H71V148L69 147L68 149H70V152L72 153V155H73V153L75 152V153H77V150L76 151H74V149L75 148H77L76 147V145H72L73 143L72 142H70ZM141 144V145H140ZM227 144H228V140H227ZM67 146L65 145V147L67 148ZM75 146V147H74ZM139 146H141V147H139ZM147 146H149V148H147ZM243 146H244V144H243ZM74 147V148H73ZM135 149H134V148ZM145 147L147 148V149H145ZM219 147V146H218ZM255 147V148H254ZM101 149V147H97L96 149H93V150H95V151H93V152H96L97 153V151L99 152V154H100V150H97V149ZM250 148H251V150H250ZM67 149V151L69 152V150ZM74 151V152H72V150ZM137 149L139 150V152H141L143 155H144V157L146 156L147 158H143V156H142V154L140 153V155H139V153H138V151H137ZM142 149H143V151H142ZM154 151V153L152 152V150ZM62 151L64 150L63 148L61 149ZM92 150V149H91ZM91 150H90V152H88L89 154H90V156L89 157H91L92 158V156H94V155H96V156H94L92 159H93V162L94 161H99V160H102V161H100L99 163H97L96 162V164H95V162H94V165H96L95 167H97V164H101V163H103V164H101V166L102 165H104V163L105 164H107V162H103V159H104V157L106 156L105 154H104V157H103V155H102V157L103 158H100L101 157V155H98V153L96 154V153H94V155H93V152H91ZM135 150V151H134ZM254 150V151H253ZM103 151V150H102ZM149 151V152H148ZM65 152V151H64ZM69 152V153H70ZM105 152V151H104ZM104 152H101V153H104ZM134 152H136V153H134ZM91 153H92V155H91ZM107 153V152H106ZM147 153V154H146ZM238 153V154H237ZM247 153H249V152H247ZM68 154V153H67ZM151 154H149V155H151ZM98 155V156H97ZM109 154H107V156H108ZM114 155H117V154H114ZM219 156V158H220V154H216V157H218ZM245 156V158H243L244 156ZM88 156V155H87ZM88 157V158H89ZM98 157V158H97ZM115 157H117V156H114L113 158H115ZM247 157V158H246ZM91 158H89V159H91ZM112 157L111 158H109V159H113ZM230 158V159H231ZM233 158V159H234ZM256 158H258V160H255ZM95 159V160H94ZM98 159V160H97ZM106 160H107V158H105ZM231 160V161H235V160ZM146 160V161H147ZM254 160V161H253ZM134 161H132L133 163H134V166L135 167H138V166H136L137 165V163H135ZM139 161V162H138ZM142 163H141V162ZM111 163V162H110ZM141 163V164H140ZM231 163V164H230ZM113 164V163H112ZM229 164L231 165V168H232V166L235 164L236 165V163H232V162H229ZM132 165V164H131ZM230 165H228V168L230 167ZM133 166V165H132ZM133 166V167H134ZM239 166V165H238ZM100 167V166H99ZM111 167V166H110ZM233 167H235V166H233ZM18 168V167H17ZM13 169H16V168H12V170ZM101 169V168H100ZM117 169V168H116ZM116 169H115V171H116ZM120 169L121 168H119V171H120ZM236 169V168H235ZM242 169V168H241ZM18 170V169H17ZM96 170V169H95ZM232 170V171H231ZM230 171L231 172H233V173H235L234 171H233V169H231ZM242 170H244V169H242ZM106 171V170H105ZM12 172V171H11ZM109 172V171H108ZM133 172V171H132ZM52 173V172H51ZM114 174V171H111V173L109 174V176L111 177L110 179H112L113 178V176L115 177V174ZM38 174V173H37ZM132 174V173H131ZM185 174V173H184ZM239 174V173H238ZM6 175V174H5ZM113 175V176H112ZM186 175H187V172H186ZM240 175V174H239ZM239 175H235V176H239ZM27 176V175H26ZM99 176H101V174H99ZM6 177H8V176H6ZM183 177H184V175H183ZM186 177V176H185ZM246 177H244L243 176V179H245ZM254 177H258L256 180H254ZM9 178V177H8ZM27 178V177H26ZM149 178L150 177H148L147 179H146V177H142V178H139L138 177V179L137 180H142V181H144V182H142L140 185H139V187L142 185L143 187H145L146 186V189H148V191H149V189L151 188V185H150V181H149ZM134 179V180H133ZM145 179V180H144ZM240 179V181L242 180V177H240L239 178ZM239 179H237L236 180V182L239 180ZM27 180H28V178H27ZM35 180V179H34ZM114 180H116L115 178H114ZM121 180V183H122V181L123 180H125V179H123V177H122V179H120ZM146 180H148V181H146ZM151 180V179H150ZM103 181V180H102ZM112 181H113V179H112ZM112 181H108V182H112ZM133 181V182H132ZM138 182L137 184H136V182ZM255 181V182H254ZM263 181V182H262ZM4 182V181H3ZM29 182V181H28ZM34 182H36L37 184V186H40V188L41 187H43V184L44 183H42V180H40V181H34ZM233 182H235V180L233 179ZM243 181H241L240 183H242ZM10 183V182H9ZM20 183V182H19ZM24 183V182H23ZM33 183V182H32ZM31 183V184H32ZM125 183V181L123 182V184ZM130 183V185H128ZM144 183H145V185H144ZM244 183V182H243ZM261 185H259V184ZM25 184V183H24ZM35 184V183H34ZM48 184V183H47ZM112 184H113V182H112ZM237 184V185H236ZM238 182L237 183H235V185L233 186V191H235V190H237V194L235 193V192H233L232 191V197H226V196H224V195H221L220 197L222 198V200L225 202H227L228 203V201H229V204H226V202H225V206L226 207H224L223 208V210L225 209L226 211L228 210V208H229V206L227 207V205H230V202H231V200H233L234 202H235V200L237 201V199L239 198L240 199V195L238 194V193H240V186H238ZM29 185V184H28ZM121 185V184H120ZM117 186V187H121L122 186V188H123V185H121V186ZM125 185V184H124ZM132 185H133V190H132ZM148 185V186H147ZM8 186H11V185H8ZM103 186V185H102ZM33 187H35V186H33ZM45 187V186H44ZM125 187V186H124ZM234 187H237V188H239V189H236V188H234ZM31 188V187H30ZM39 188V187H38ZM19 189V188H18ZM22 189V188H21ZM44 189V188H43ZM70 189V188H69ZM139 189V188H138ZM145 189V188H144ZM20 190V189H19ZM27 190V189H26ZM30 190V189H29ZM102 190V191H101ZM112 190V191H111ZM120 190V191H119ZM217 190H218V188H217ZM45 191V190H44ZM147 191V190H146ZM147 191V192H148ZM219 191V190H218ZM255 191V192H254ZM9 192V191H8ZM113 192V194L115 195V197L116 198H118V200L116 199V198H114L113 199V194L111 195V193ZM124 192H126L125 194H123ZM132 192H135V193H132ZM197 192V191H196ZM41 193V192H40ZM99 193V194H98ZM129 193V192H128ZM259 193V194H258ZM42 194H43V192H42ZM252 194V195H253ZM22 193H19V191H17V190H15V192L11 195V194H9L8 195V193H3V194H0V209L1 210H5V208H7V207H9V209H10V214L12 215V214H15L16 215V211H18L19 212V215H14L13 217H12V220L14 219V222L15 221H17L16 223H14V225L16 226H11L12 224H10L9 223V220H7V219H5L6 217H2V215L0 214V246H4V247H6V248H8V249H10V251H11V253H12V255H13V258H12V261L13 262H11L10 264H27V263H30V264H34V262L35 261H38L39 262V260H41V259H43V260H41V264H48L47 263V261L49 262V264H53L52 263V260L54 261V260H56L57 259V261H58V257H56V256H54L55 254H54V252L51 254V253H49L48 254V251L46 252V253H44V255H43V253H42V255H43V257H42V255L40 254L41 252H36L35 253V251H34V247H30V248H26V247H24V246H22V245H19L18 243V241L16 242V239H15V241L12 239V236H11V234L13 233V232H15V230H16V228H17V226L19 227V224H18V222L20 223L22 220H23V218L25 219V218H27V216L29 217V215H27L26 216V214H28V213H30V205H27V206H29L28 207V209L26 210L25 208H24V206L27 208V206H26V203L27 204H32V199H29L30 200V203H29V201H28V195H26V200H22V199H25V195H23ZM36 195V194H35ZM106 195H108V196H106ZM125 197H124V196ZM151 195V194H150ZM219 195H220V191L218 192V197H219ZM235 197H234V196ZM262 195V196H261ZM39 196H40V194H39ZM91 196V195H90ZM101 196V197H100ZM237 196V197H236ZM248 196L249 197H251V200H248ZM258 196H259V199H258ZM23 197V198H22ZM40 197H42V196H40ZM69 197L70 196H67L66 197V199L68 198L69 199ZM84 197V196H83ZM112 197V198H111ZM145 197V198H146ZM151 197V198H150ZM158 197V196H157ZM197 197V198H196ZM217 197V199H221L220 197L218 198ZM225 197V198H224ZM263 197V199H261ZM31 198V197H30ZM33 198V197H32ZM54 198V197H53ZM53 198H50V200H49V198L48 197H42V198H38V200L37 201H35V200H33V201H35L36 202V204H37V202H38V204H39V201L42 199V201H44L45 202V199H47L48 200V202L49 201H52V199ZM106 198V199H105ZM108 198H111L110 199V203H107V199ZM228 199V201H227V199ZM231 198V199H230ZM35 199V198H34ZM71 199V198H70ZM69 199V200H70ZM113 199V201H111ZM226 199V200H225ZM238 199V200H239ZM256 201H255V200ZM47 200H46V204H47V206H48V204H50V203H47ZM69 200H65V202L64 203H66V206H68L69 208L71 207L70 206V204H72L71 203V201L70 202H68ZM118 201V203H117V201ZM126 200H127V202H126ZM164 200V201H163ZM168 200V201H167ZM255 202H254V201ZM26 201V203L25 204H22L21 202H25ZM130 201V202H129ZM135 201V202H134ZM136 201H138L137 203H136ZM144 201H145V199H144ZM166 201V202H165ZM209 201V200H208ZM252 203V202H254V203H258V201H260L259 203L261 204L260 206H259V208L258 209H255V210H257L256 211V215H252V214H250V212H251V208H249V207H251V206H248V204L250 205V203ZM35 202H34V204H32L33 206H36V204H35ZM44 202H41V204H39V206L41 205V206H43L45 203ZM63 202V201H62ZM62 202H61V204H62ZM101 202V203H100ZM108 202H109V200H108ZM116 202V203H115ZM132 202V203H131ZM183 202H185V204L183 203ZM215 202V201H214ZM213 202V203H214ZM223 202V203H224ZM248 202V203H247ZM44 203V204H43ZM52 203H53V201H52ZM52 203L50 204V205H52ZM58 203V202H57ZM130 203V204H129ZM216 203H218V202H216ZM43 204V205H42ZM46 204L44 205V206H46ZM53 204H55V203H53ZM69 204V205H68ZM78 204V203H77ZM97 204V205H98ZM102 204L100 205V207L102 206ZM112 204V205H113ZM119 204V205H120ZM142 204H144L145 205V207H139L140 205H142ZM146 204H147V206H146ZM207 204V203H206ZM219 204H221L220 203V201H219ZM231 204H232V202H231ZM8 205V206H7ZM22 205V206H21ZM24 205V206H23ZM116 205L113 207V206H111L112 207V210H113V208H114V210H116L117 211V207H116ZM122 205V204H121ZM131 205V206H130ZM134 205H136V206H138V208H141L142 209V211H141V209H138L137 210V207H135ZM148 205H149V207H148ZM185 205H187V207L185 206ZM213 205V204H212ZM234 205V204H233ZM236 205V204H235ZM4 206H7V207H5V208H3ZM39 206L37 205L36 206V211H33L34 213H36L37 214V212H39V211H41V210H38L37 211V209L39 208ZM40 206V207H41ZM80 206V205H79ZM118 206V205H117ZM128 206H130V207H128ZM133 206V207H132ZM165 206H167V207H165ZM213 206H215V205H213ZM212 206V207H213ZM221 206V205H220ZM24 208L23 210L21 209V208ZM57 207V206H56ZM78 207V206H77ZM110 207V208H111ZM148 207V208H147ZM165 207V208H164ZM178 207V208H179ZM217 207V206H216ZM237 207V206H236ZM3 208V209H2ZM43 207H41V209H42ZM80 208H81V206H80ZM104 207H102V209H103ZM110 208H109V210H110ZM146 208V209H145ZM187 210H186V209ZM203 208H204V206H203ZM202 208V209H203ZM219 208V207H218ZM222 208V207H221ZM227 208V209H226ZM230 208H232V207H230ZM17 209H21V210H17ZM32 209V208H31ZM40 209V208H39ZM46 209V208H45ZM44 209V210H45ZM58 209H60V208H58ZM67 209V208H66ZM101 209V208H100ZM100 210V211H103L104 212V210L105 209H103V210ZM124 209V210H123ZM188 209H189V211H190V213H189V211H188ZM247 209V208H246ZM4 210H3V212H4ZM14 211V212H12V211ZM16 210V211H15ZM25 210H26V212H25ZM53 210V209H52ZM57 210V209H56ZM121 210H123V212L121 211ZM234 210V209H233ZM49 211V210H48ZM79 211V210H78ZM88 211V210H87ZM106 212H107V209L105 210ZM111 211V210H110ZM109 211V212H110ZM188 211V212H187ZM192 211V212H191ZM250 211V212H249ZM2 212V213H3ZM21 212H24V213H21ZM66 212V211H65ZM76 212V211H75ZM118 212V211H117ZM202 213V215L204 214L205 216H208L207 214H209V217H205L204 215V217L203 216H201V214L199 215V213ZM236 212V211H235ZM7 213V212H6ZM6 213H4V214H6ZM43 213L44 214H46V213H50L51 214V217H49L48 219H52V215L54 216L55 214H53L52 213V211L50 210V212H47V211H43ZM83 213V212H82ZM96 213V212H95ZM145 213V214H144ZM148 213H150V214H148ZM194 213H196L197 215H199L198 217H196V219L197 220H194L195 218H190V216H193L192 214ZM21 214L23 215H25V217H23V218H21ZM31 214V213H30ZM60 214V213H59ZM98 214V213H97ZM103 214V213H102ZM195 214V215H196ZM239 216H237V215ZM147 215V216H146ZM196 215V216H197ZM212 215L214 216V217H212ZM225 215L226 216H228V217H225ZM232 215V216H231ZM236 215V216H235ZM252 215V218L254 217L256 220H255V222H254V218L252 219L250 216ZM7 216V215H6ZM18 216V217H17ZM37 216V215H36ZM47 216V215H46ZM94 216H96V215H94ZM240 216L242 217V218H240ZM40 216L38 215V218H39ZM71 217V216H70ZM105 217V216H104ZM205 218V220H202L201 218ZM230 217V218H229ZM239 219H238V218ZM5 220H4V219ZM19 218H20V220H19ZM36 218V217H35ZM41 218V217H40ZM54 218V217H53ZM63 218V217H62ZM81 218V217H80ZM198 218H200L201 220H202V222H201V220H199ZM209 218V219H208ZM68 219V218H67ZM75 219V218H74ZM84 219V218H83ZM86 219V218H85ZM207 219V220H206ZM7 220V223L9 224H7L5 221ZM64 220V219H63ZM77 220V219H76ZM80 220V219H79ZM173 220V221H172ZM192 220V221H191ZM30 221V220H29ZM33 221V220H32ZM50 221V220H49ZM56 221V220H55ZM151 221H153V219H151ZM175 221V222H174ZM195 221V222H194ZM200 221V222H199ZM205 221V222H204ZM230 221V220H229ZM13 222V221H12ZM28 222V221H27ZM58 221H56V223H57ZM63 222V221H62ZM66 222V221H65ZM137 222V223H138ZM141 222H143L142 224L144 225V226H142L141 225ZM24 223V222H23ZM54 223V222H53ZM73 223V222H72ZM229 223V222H228ZM40 224V223H39ZM6 225V226H5ZM7 225L9 226V229L11 228V232L10 231H6V230H8L7 228ZM23 225V224H22ZM25 226V225H24ZM33 226H35V225H33ZM32 226V227H33ZM76 226V225H75ZM236 226H238L237 228H236ZM31 227V226H30ZM29 227V228H30ZM4 228H6L5 230H4ZM68 228V227H67ZM12 229H13V231H12ZM227 229V228H226ZM19 230V229H18ZM223 230V229H222ZM147 231V232H146ZM150 231H152V233L150 232ZM10 232V233H9ZM224 233V232H223ZM24 234H26V233H24ZM146 234H148V235H146ZM13 235V234H12ZM27 235V234H26ZM83 235V234H82ZM85 235V234H84ZM166 236H167V239H166ZM169 236H170V241H173L172 243L171 242H169V240H168V238H169ZM172 236V237H171ZM70 237V236H69ZM83 237V236H82ZM86 237V236H85ZM104 237H106L107 238V240L104 242V244L103 245H99V248L98 249H100V252L102 253V251L104 252L103 254L104 255H106L107 256V258H108V261H116V259H120V260H122V262L124 261L122 258H124V240L123 239H120L119 237H118V234H115V233H109V235L107 236V234L105 235L104 234ZM152 237H153V239H152ZM223 237H224V235H223ZM161 239V240H160ZM29 240V239H28ZM155 240V241H154ZM118 241V242H117ZM152 241H153V243H154V245H153V243H152ZM159 241H161L160 242V244H159ZM234 241H235V238H234ZM112 243V244H111ZM243 243V242H242ZM29 244V243H28ZM57 245L59 244V242L58 243H56ZM55 244V245H56ZM70 244V243H69ZM158 244L160 245V248L158 247ZM170 244V245H169ZM54 245V246H55ZM68 245V244H67ZM221 245V244H220ZM233 245V244H232ZM231 245V246H232ZM28 246V245H27ZM62 247H63V244L61 245ZM61 246H59V247H61ZM73 246V245H72ZM75 246V245H74ZM79 246H80V244H79ZM100 246H102V247H100ZM222 246H224V244L222 243ZM221 246V247H222ZM242 246V247H243ZM61 247V248H62ZM85 247V246H84ZM163 247V248H162ZM166 247V248H165ZM169 247L171 248V250H169ZM33 249V251L34 252H31L32 251V249ZM61 248H59V250H62ZM64 248V247H63ZM66 248H67V246H66ZM81 248H82V246H81ZM87 248H88V246H87ZM224 248H226V246L224 247ZM229 248L231 249V247L229 246ZM29 249V250H28ZM89 249V248H88ZM161 249H163V250H161ZM240 249H243V250H240ZM36 250V249H35ZM38 250V249H37ZM68 250V249H67ZM77 250V249H76ZM86 250V249H85ZM162 252H161V251ZM168 250H169V252H170V255L167 253L168 252ZM217 250H218V252H217ZM226 250V249H225ZM32 253V256L35 258V259H37V257H38V255L41 257V258H39V260L37 259V260H35L34 259V261L32 262V260H31V262H30V259H32L33 257L30 255V252ZM39 251H41V250H39ZM74 250H72V252H73ZM87 251V250H86ZM66 252V251H65ZM64 252V253H65ZM88 252H90L89 250H88ZM92 252V251H91ZM159 252L161 253V254H159ZM230 252V251H229ZM229 252L227 253L228 255H226V256H229L230 257V255H229ZM36 255H35V254ZM39 253V254H38ZM63 253V252H62ZM83 253H85V252H83ZM171 253H172V257H171ZM218 253V254H217ZM34 254V255H33ZM45 254H48V255H51V256H48V255H45ZM54 254V255H53ZM58 254V253H57ZM68 254H69V251L68 252H66V255L68 256ZM81 254V253H80ZM119 254V256H118V258H116V256ZM168 254V255H167ZM221 254H222V252H221ZM220 254V255H221ZM53 255V256H52ZM61 255V254H60ZM78 255V254H77ZM100 255V254H99ZM30 256L32 257V258H30ZM48 257V258H46V257ZM59 256V255H58ZM67 256H66V258H67ZM96 256V255H95ZM162 256H163V254H162ZM161 256V257H162ZM225 256V255H224ZM45 257V258H44ZM49 257H54V259H52V258H50L51 260H49ZM55 257H56V259H55ZM64 257V256H63ZM73 258H74V256H72ZM71 257V259H70V257L69 258H67L66 260H65V262L67 261V260H69V261H67L66 263L65 262H60L61 264H68L70 261V264H72L73 263V261L72 260H75V262L73 263V264H77V263H79L78 261L79 260H81L82 258H83V256H82V258L80 259V257H79V260L77 259V257H76V255H75V259H73ZM164 257V256H163ZM162 257V258H163ZM61 258V257H60ZM227 258V257H226ZM63 259V258H62ZM84 259V258H83ZM82 259V260H83ZM92 258L91 257H89V259H88V261H87V259H84L83 260V262H82V260L80 261V263L81 264H84V262H89V260H91ZM216 259H218V256H216ZM78 260V261H77ZM86 260V261H85ZM101 260H102V258H101ZM101 260H100V258L97 260H94L95 261V263L94 264H96L97 262V264H101ZM163 260V263L162 264H164V261H166V259H162ZM220 260V259H219ZM42 261H44V263H42ZM46 261V262H45ZM61 261V260H60ZM77 261V262H76ZM92 261V260H91ZM91 261L89 262V263H87V264H91ZM93 261V262H94ZM93 262H92V264H93ZM121 262V261H120ZM217 263H218V261H216ZM228 262V263H229ZM85 263V264H86ZM103 263V262H102ZM216 263V264H217ZM7 264H9V263H7ZM40 264V263H39ZM54 264H56V263H54ZM154 264H161V261H159V262H157V263H154ZM200 264V263H199ZM202 264H204V262H202Z\"/></svg>", "mask_w": 264, "mask_h": 264}, {"label": "built area", "instance_id": "2783aa9c", "mask_svg": "<svg viewBox=\"0 0 264 264\" xmlns=\"http://www.w3.org/2000/svg\"><path fill=\"white\" fill-rule=\"evenodd\" d=\"M139 223H129L125 228L124 261L125 264H144L145 234L140 230ZM142 225V224H141ZM143 226V225H142Z\"/></svg>", "mask_w": 264, "mask_h": 264}]
</instances>
